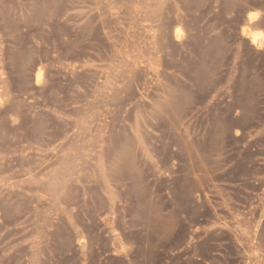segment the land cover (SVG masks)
I'll return each mask as SVG.
<instances>
[{"label": "rangeland", "instance_id": "1", "mask_svg": "<svg viewBox=\"0 0 264 264\" xmlns=\"http://www.w3.org/2000/svg\"><path fill=\"white\" fill-rule=\"evenodd\" d=\"M0 264H264V0H0Z\"/></svg>", "mask_w": 264, "mask_h": 264}, {"label": "bare ground", "instance_id": "2", "mask_svg": "<svg viewBox=\"0 0 264 264\" xmlns=\"http://www.w3.org/2000/svg\"><path fill=\"white\" fill-rule=\"evenodd\" d=\"M258 17H259V13H257V12H253V13H250V15H249V20H250V22H251V21L256 20ZM249 35H250L251 40H252L254 43H257V42H259V41L261 42V40H260V35H261V33H260L259 31H251V32L249 33ZM38 77H40V74L38 75Z\"/></svg>", "mask_w": 264, "mask_h": 264}]
</instances>
